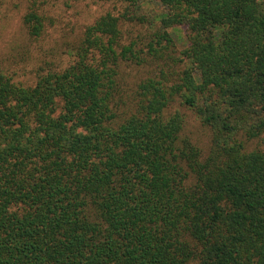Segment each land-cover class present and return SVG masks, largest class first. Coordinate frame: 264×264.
Masks as SVG:
<instances>
[{
	"label": "trees",
	"instance_id": "obj_1",
	"mask_svg": "<svg viewBox=\"0 0 264 264\" xmlns=\"http://www.w3.org/2000/svg\"><path fill=\"white\" fill-rule=\"evenodd\" d=\"M158 1L179 48L126 39L148 21L115 0L64 69L31 87L0 69V264H264V1ZM47 2L22 19L30 38ZM175 47L120 115L121 67ZM177 106L209 129L206 156Z\"/></svg>",
	"mask_w": 264,
	"mask_h": 264
},
{
	"label": "rangeland",
	"instance_id": "obj_2",
	"mask_svg": "<svg viewBox=\"0 0 264 264\" xmlns=\"http://www.w3.org/2000/svg\"><path fill=\"white\" fill-rule=\"evenodd\" d=\"M264 1V0H261ZM31 0H0V69L14 83L31 87L38 73L48 68L64 69L72 61V52L79 45L84 29L107 13H116L115 0H48L40 8L46 17L45 30L41 37L30 38L23 26L22 19L27 13ZM140 14L146 16L148 25H130L125 30V38L137 36L148 39L153 32L167 31L180 42L179 30L165 29L159 18L165 8L158 0H139ZM176 36V37H175ZM177 47L164 54V60L153 62L150 59L139 66L123 65L120 70L118 105L120 115L132 112L133 101L138 84L157 75L166 60L178 58ZM177 71L182 69L177 65ZM184 118L183 134L206 156L210 148V131L202 125L195 112L177 106Z\"/></svg>",
	"mask_w": 264,
	"mask_h": 264
}]
</instances>
